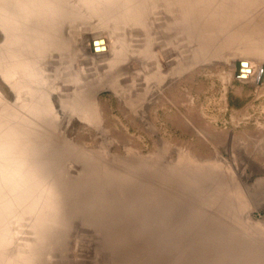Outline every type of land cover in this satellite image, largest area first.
<instances>
[{"label": "rangeland", "instance_id": "rangeland-1", "mask_svg": "<svg viewBox=\"0 0 264 264\" xmlns=\"http://www.w3.org/2000/svg\"><path fill=\"white\" fill-rule=\"evenodd\" d=\"M70 3L84 15L78 16L72 26L67 22L62 26L66 36L74 31L76 51L71 67L60 72L59 66L68 57L53 49L46 57L39 56L31 68L32 74L37 71L42 75L51 90L56 87L60 96L59 101L56 92L48 93L54 102L52 113L49 119L35 117L33 128L41 127V132L53 139L54 143L45 147V159L50 155L59 157L51 160L52 170L59 172L66 192L72 190L79 201L71 208L75 212L67 209L69 213L62 214V222L70 221L69 225L63 224L68 254L73 259L82 258L83 264H93L108 228L135 230L151 225L156 229L158 243L163 236L172 244L186 243L190 236L199 234L179 228L190 210L216 214L233 228L243 226L241 230L253 225L264 228V198L260 197L264 193V79L259 80L264 50L243 51V42L220 46L223 34L201 51L195 49L194 41H188L183 48L176 38H168L169 14L157 8V14H148L147 28L154 30L157 74L165 75V79L151 81L149 86L156 83L149 92V97L153 94L151 98L156 95L152 103L141 97L146 82L136 52L146 36L141 34L140 25L131 22L121 26L119 35L126 50L120 61H113L114 52L109 46L114 39L100 24L105 21L88 13L80 2ZM259 9H253L254 15ZM96 33L102 36L90 43ZM239 33L240 30L230 31L229 37ZM97 40L101 41L93 45ZM0 48H10L1 29ZM239 59L247 62L243 66L249 70L236 75ZM42 63H47V71L37 69ZM70 71L77 73L78 82L66 79ZM166 75L171 76L170 80ZM87 88H91L89 101L84 94L73 97ZM0 91L10 102L15 100L1 76ZM13 91H19L17 86ZM68 102L73 103L69 110L60 107ZM35 132L40 131H33V140ZM28 152L29 156L39 154L36 145L35 149L28 146ZM212 163L220 166L218 175L233 185L232 196L228 197L233 204L227 214L181 190L171 173L175 168L191 177L215 170ZM168 172L170 177L166 176ZM199 179L203 191H210L217 182L203 176ZM136 188L154 202L161 196V203L172 215L170 219L163 214V218L161 214L152 217L150 207L139 208V215L136 207L127 206L131 200L141 201L142 193L134 191ZM88 200L89 205L81 207ZM158 210L162 212L164 208L160 206ZM231 212L238 215L241 223L231 218ZM19 235L30 236L31 232ZM188 252L191 264H215L213 259L198 261L194 248Z\"/></svg>", "mask_w": 264, "mask_h": 264}, {"label": "bare ground", "instance_id": "bare-ground-1", "mask_svg": "<svg viewBox=\"0 0 264 264\" xmlns=\"http://www.w3.org/2000/svg\"><path fill=\"white\" fill-rule=\"evenodd\" d=\"M70 2H80L86 6L88 13L100 18V22L105 21L100 24L114 39L109 46L110 51L114 52L113 61H120L126 50V44L119 35L121 26L131 22L140 25L141 34L146 36L136 52L139 70L146 82L141 97L151 99L152 103L156 95L151 98L153 94L149 97V92L156 83L149 86L151 81L162 82L165 79V75L157 74L154 30L147 28L148 14H157V8L169 14L166 22L170 30L168 38H176L183 48L188 41H194L195 49L201 51L223 34L225 36L220 46L243 42V51L248 52L253 48L264 50V0H0V29L5 44L10 46L0 48V76L15 98L10 102L0 91V264L84 263L82 258L73 259L68 254L70 247L64 243L67 239L63 224L69 225L70 221L62 222V214H68L67 209L75 212L71 208L75 206L77 198L72 190L66 192L59 172L52 170L51 160L54 162L59 157L50 155L48 160L45 159V147L53 144V139L42 133L41 127L33 128L35 117L49 119L52 113L54 102L49 99L51 95L48 93L56 92L58 95L59 92L56 87L51 90L37 71L32 74L31 68L37 64L39 56L46 57L53 49L68 57L64 65L59 66L60 72L71 67V60L75 58L74 31L71 30L66 36L62 26L66 22L72 26L78 16L84 15L79 14L76 5ZM256 8L259 12L254 15L253 9ZM234 30H240V33L229 37V32ZM100 34H94L90 43L95 38L99 39ZM47 63H42L37 69L47 71ZM166 76L170 80L171 76ZM65 77L71 81L79 80L77 73L72 71ZM15 86L19 91H13ZM75 88L73 90L77 91ZM90 93L91 88H87L82 93L75 92L73 97L84 94L89 101ZM58 99L60 101L59 95ZM72 104L68 102L65 106L60 104V107L69 110ZM37 129L40 132L35 133L39 137L35 135L33 140V131ZM35 145L39 154L31 153L29 156L28 146L35 149ZM212 166L216 169L197 172L191 177L188 172L175 168L171 173L181 190L227 214L233 204L231 198L228 201L233 185L229 186L228 181L218 175L220 166L216 163H212ZM169 174L166 176L170 177ZM202 176L217 181L210 191H203L199 186ZM89 178L87 176L85 179L89 181ZM134 191L143 196L140 202L132 203L134 200H131V205H127L136 207V214H141L139 208L150 207L152 217L163 214L166 220L170 219L172 215L161 203V196L156 195L159 200L154 202L147 199L142 189L136 188ZM263 196L260 197L263 199ZM90 202L88 200L81 207L86 208ZM244 203L241 201V206ZM173 204L169 206L172 209ZM160 206L164 208L162 212L158 210ZM230 216L241 223L235 212H231ZM253 226H249L248 230L244 228V231L240 229L243 226L233 228L216 214L190 210L179 228L188 232L195 230L199 234L195 235L197 237L190 236L186 243L178 244L169 243L164 236L158 243L156 229L151 225L135 230L108 228L105 230L106 240L96 250L93 264H191L190 248L197 251L198 261L213 259L215 264H264V228ZM26 227L29 229L26 230ZM29 232L30 236L19 235Z\"/></svg>", "mask_w": 264, "mask_h": 264}, {"label": "water", "instance_id": "water-1", "mask_svg": "<svg viewBox=\"0 0 264 264\" xmlns=\"http://www.w3.org/2000/svg\"><path fill=\"white\" fill-rule=\"evenodd\" d=\"M100 41L101 40L93 41L92 44L96 45ZM246 64H247V62L245 60H240L238 65H237L235 74L238 75L240 73L248 71L249 69L246 66H243V65H246ZM262 79H264V65L262 66V69H261V72H260V77H259V80H262Z\"/></svg>", "mask_w": 264, "mask_h": 264}]
</instances>
